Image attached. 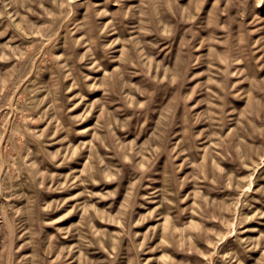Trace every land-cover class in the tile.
Masks as SVG:
<instances>
[{
  "label": "rangeland",
  "instance_id": "1",
  "mask_svg": "<svg viewBox=\"0 0 264 264\" xmlns=\"http://www.w3.org/2000/svg\"><path fill=\"white\" fill-rule=\"evenodd\" d=\"M0 264H264V0H0Z\"/></svg>",
  "mask_w": 264,
  "mask_h": 264
}]
</instances>
